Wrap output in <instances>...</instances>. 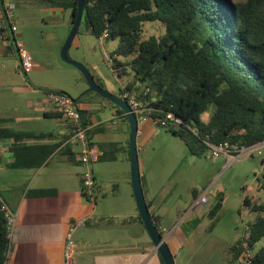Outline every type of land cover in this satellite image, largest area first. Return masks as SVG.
Listing matches in <instances>:
<instances>
[{
	"label": "trees",
	"instance_id": "16d2710c",
	"mask_svg": "<svg viewBox=\"0 0 264 264\" xmlns=\"http://www.w3.org/2000/svg\"><path fill=\"white\" fill-rule=\"evenodd\" d=\"M42 1L68 10L72 25L77 0ZM155 21L162 34L142 38L144 24ZM80 25L87 35L117 40L110 53L111 68L118 79L128 81L115 95L123 98L127 93L126 102L138 101L144 110L141 116L165 127L189 155L202 157L209 145H221L234 156L264 141V0H83ZM104 31L107 36L101 38ZM21 73L26 78V72ZM221 84L226 85L223 91ZM81 99L73 101L79 104ZM110 104L126 121L123 112ZM209 106L213 109L203 122L200 115ZM78 111L81 127H89L86 111ZM168 114L172 120L166 118ZM90 133L86 132L88 137ZM31 136L4 127L0 120V140L13 143L10 167L37 168L59 145L19 144ZM96 146L101 152L99 162L114 161L120 152L114 143ZM126 149L129 156V141ZM32 151L39 157L25 160ZM261 176L264 189V171ZM242 204L258 215L232 246V262L241 264V253L249 251L250 264H264V245L255 247L264 239V204L247 198ZM218 207L219 203L212 205L208 216ZM154 226L157 229L155 222ZM7 245L6 221L0 211V264Z\"/></svg>",
	"mask_w": 264,
	"mask_h": 264
},
{
	"label": "crops",
	"instance_id": "0c3cea01",
	"mask_svg": "<svg viewBox=\"0 0 264 264\" xmlns=\"http://www.w3.org/2000/svg\"><path fill=\"white\" fill-rule=\"evenodd\" d=\"M56 9L52 8L50 14H55ZM12 33L11 42L0 43V83L18 94L19 104L8 107L1 104L0 120L6 128L33 135L23 139L20 145H59L39 167L15 169L10 167L12 141L0 140V202L14 215L7 264H65V237L69 227L79 221L81 225L71 233L73 264H162L138 220L140 216L132 188L127 185V176L121 188L111 189L94 174L93 164L99 162L96 161L91 165L98 190L95 202L83 196L81 173L84 168L78 161L79 147L65 143L69 122L52 106L47 93L16 69L18 59L13 38L16 36L23 41L24 37L23 31L17 28ZM100 104L105 107L103 112L87 108L82 102L78 104V109L85 110L89 120L91 133L87 138L95 145L117 144L119 154H123L127 147L128 124L108 101ZM148 122L158 126L149 118L142 121L141 127L138 125L136 145L143 142L139 141L138 133L150 127ZM38 157L39 153L32 151L24 159ZM139 172L152 222L174 259L177 252L173 256L169 245L176 242V238L171 237L177 227L173 223V229L164 233V211H161L169 192L163 189L154 192L151 183L144 180L140 167ZM211 205L206 197H193L190 213L195 219L204 218Z\"/></svg>",
	"mask_w": 264,
	"mask_h": 264
},
{
	"label": "rangeland",
	"instance_id": "374dc122",
	"mask_svg": "<svg viewBox=\"0 0 264 264\" xmlns=\"http://www.w3.org/2000/svg\"><path fill=\"white\" fill-rule=\"evenodd\" d=\"M9 1L16 6L13 11L14 26L23 31V41L32 59V69L26 71V76L39 86L38 89L62 91L73 99L81 97L85 107L103 112L105 107L100 103L106 100L88 91L89 86L79 69L60 57L69 32L70 12L54 7L57 12L50 14L53 7L42 0ZM162 32L160 23L147 22L141 37L159 36ZM116 45L117 40L97 39L85 34L80 25L67 56L85 66L100 86L117 94L118 88H123L128 78L118 79L111 68L110 53ZM1 104L4 107L19 104L18 94L2 83ZM212 109L213 106H209L204 113H211ZM204 113L200 115V120L207 122L210 115L205 116ZM137 119L141 127L142 116L138 115ZM148 123L150 127L144 131L140 129L143 132L138 133L141 135L139 141H143L136 145L138 165L144 180L151 183L154 192L161 189L169 192L161 211H164V233L173 229V223L177 227L171 237H175L176 242L169 245L173 256L177 252L174 263L235 264L231 248L244 236L247 225L258 215L242 201L247 198L253 204H264V189L261 187L264 150L256 148L251 155L238 158L239 152L234 156L220 154L214 157L207 150L202 157H194L165 127ZM125 138L128 143L129 133ZM124 151L123 154L118 153L114 161L93 164L98 180L105 181L111 189L121 188L127 176V185L131 190L130 159L127 149ZM199 196L206 197L209 204L219 203L212 216L206 214L204 218L195 219L190 213L193 197ZM262 245L264 239L255 247Z\"/></svg>",
	"mask_w": 264,
	"mask_h": 264
},
{
	"label": "built area",
	"instance_id": "2783aa9c",
	"mask_svg": "<svg viewBox=\"0 0 264 264\" xmlns=\"http://www.w3.org/2000/svg\"><path fill=\"white\" fill-rule=\"evenodd\" d=\"M15 8L16 6L13 2L9 0H0V43L10 41L11 34H13L12 31L15 28L13 16V11ZM106 36L107 34L104 31L101 38H105ZM13 46L18 59L16 69L20 73L30 70L32 66V59L29 51L26 49L25 43L20 38L14 36ZM127 97V93L123 95V98ZM47 98L52 106L69 122L68 136L65 140V143L79 147L78 161L84 168L83 172L81 173L82 194L88 201L95 202L98 190L94 175L91 170V165L97 161L101 152L98 147L87 138L86 132L88 131L89 127H81L80 125L81 117L78 111V104H76L67 94L59 92H47ZM127 103L136 116L141 115V113L144 112L138 101L134 100L133 98L129 99ZM166 118L172 120L170 114L166 115ZM146 119H148V117L145 115L142 116V121H145ZM256 148H261L264 150V141L246 149H241L237 158L240 156L251 155V152ZM209 150L214 157H218L220 154L229 155V151L225 146L209 145ZM0 211L2 212L6 221V236L8 239V245L3 254L4 261L2 264H7L10 256V239L14 227V215L3 203L0 206ZM81 223L82 221L72 224L66 234L63 254L65 264H73L74 242L71 238V233L77 227H79ZM239 261L241 264H250V252H242L239 257Z\"/></svg>",
	"mask_w": 264,
	"mask_h": 264
},
{
	"label": "water",
	"instance_id": "95a60500",
	"mask_svg": "<svg viewBox=\"0 0 264 264\" xmlns=\"http://www.w3.org/2000/svg\"><path fill=\"white\" fill-rule=\"evenodd\" d=\"M82 12H83V0H77L74 21L61 47L60 57L62 61L70 65H73L74 67L79 69V71L82 73L89 86L88 91L98 94L102 99L117 106L123 112L129 127V159H130L131 188L141 222L154 246V251L158 253L163 264H174L173 257L169 249L167 248L163 237L158 232V230L156 229V227L152 222L151 216L148 211V207L144 201V197L142 194L140 172H139V165H138V158L136 151V135L138 132V119L136 115L134 114V112L131 110L130 106L124 99L113 93H110L108 90L99 86L94 81L93 77L90 75L89 71L85 66L69 59L67 56L68 49L70 48L72 40L74 39L78 31V28L80 26Z\"/></svg>",
	"mask_w": 264,
	"mask_h": 264
},
{
	"label": "clouds",
	"instance_id": "9594fccd",
	"mask_svg": "<svg viewBox=\"0 0 264 264\" xmlns=\"http://www.w3.org/2000/svg\"><path fill=\"white\" fill-rule=\"evenodd\" d=\"M225 89H226V85H224V84H221V85H220V90H221V91H223V90H225ZM210 114H211V113H210V111H209V112H206V113H204V115H205V116H209Z\"/></svg>",
	"mask_w": 264,
	"mask_h": 264
}]
</instances>
